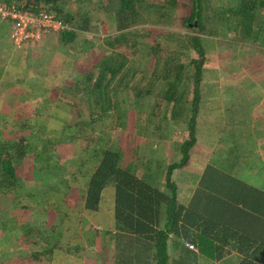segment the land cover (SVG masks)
<instances>
[{
	"label": "trees",
	"instance_id": "1",
	"mask_svg": "<svg viewBox=\"0 0 264 264\" xmlns=\"http://www.w3.org/2000/svg\"><path fill=\"white\" fill-rule=\"evenodd\" d=\"M0 2L37 13L53 11L67 23L69 27L54 34L57 46L67 52L65 66L75 74L70 88L60 92L65 106L22 121L21 131L19 120L0 129L3 264H16L24 257V264H207L229 258H236L237 264H264V185L245 173V168L256 173L252 166L261 165L256 158L261 153L246 147L243 140L249 142L246 137L252 136L247 131L252 119L264 114V98L250 102L241 92L253 87L244 84L246 76L264 79V0ZM6 19L7 25H13L12 16ZM97 21L106 22L110 32H93ZM205 35H218L232 47H247L239 60L238 53L235 58L246 71L227 70L233 76L226 125L188 202H183L174 172L189 160L197 139L208 60ZM34 46L37 54L43 51ZM40 61L34 66L41 67ZM50 73L23 64L22 71L17 66L9 74V85L24 88L27 94H42V108H53L60 100L50 93L53 87L46 77ZM252 104L249 111L246 106ZM6 116L11 120L15 115ZM234 120L243 126H236ZM43 121L58 127L36 129ZM117 126L123 129V140L129 127L136 133L145 127L155 130L159 139L167 138L170 145L180 140L175 132L188 130L189 136L176 147L180 157L171 154L167 159L162 185L153 181L152 159L142 154L145 141L132 149L134 160H125L126 142L114 148L106 139L101 141L110 130L106 127ZM58 145L69 147L67 157L75 161L70 165L71 177L63 180L68 189L45 191L49 179L27 185L22 160L33 165L40 157H60L54 153L61 152ZM147 149L151 152V145ZM256 169L264 176L261 166ZM39 184L43 188H36ZM31 205H39L49 214L48 220L38 223L36 214L27 218L26 208ZM55 211L60 213L57 222ZM101 214L108 221H100ZM79 223L83 234L74 232ZM17 234H22L19 245ZM88 242L92 246L79 253Z\"/></svg>",
	"mask_w": 264,
	"mask_h": 264
},
{
	"label": "rangeland",
	"instance_id": "2",
	"mask_svg": "<svg viewBox=\"0 0 264 264\" xmlns=\"http://www.w3.org/2000/svg\"><path fill=\"white\" fill-rule=\"evenodd\" d=\"M95 23L98 25V27L93 32H95L97 34H106L107 32H110L108 30V25L106 22L100 23V21L99 22L97 21ZM167 23H169V22H167ZM175 27H176L175 29H177V28L179 29L178 26H175ZM180 29L184 30L186 28L180 27ZM48 35H51V34H48ZM10 36H11V34H10ZM205 37H206V39H208L209 37L216 38V40L218 42V46L216 47L217 49L209 47L208 52H210L211 54L215 53L211 56V58H209L210 60H215L217 58L218 62H219L220 69H219L218 77L220 80H222V89H223L222 99L224 101L223 102L224 108L222 109V118H220L218 111L216 110L215 106H213L214 102L212 101L211 98L206 97V95L204 93L205 91H211L213 89L212 85L207 86L208 85L207 82L210 83V81H211V75L210 74L205 75L203 82H202L204 92H202V95H201L200 110H199V114H198V120L196 121V126H195L197 139H196V142L194 143L193 148H192L194 150V148L197 147L193 151V153H194L193 155L195 157L190 156V158L186 162V164H183V166H181L180 168H176V170L174 172V177H175L177 184H178V197L180 200H184V199L186 200L190 195L184 191L189 192L188 187L190 188V185L192 184V179L190 178L192 176V173L201 174V172L205 168L206 164L212 158L211 154L213 152L212 153L210 152V154H207L208 153L207 149H203V148L204 147L210 148V150L216 149V147L218 145V139L216 137V139H217L216 140L215 136L213 137V134H212L213 130H214V132H218L219 136H221L223 130L221 131L220 128L222 126L224 127L226 125L227 120H226V116H225V107H226V102L232 96V93H231L232 90L230 89L229 85L232 83L231 77L233 76L232 74H227V70H230V68L231 69L237 68L236 70L246 71V68L241 64V62L237 61L235 58H237L236 56L238 53L237 59L239 60L241 58L239 55L240 51L242 53V50H246L247 47L242 45V47L236 48L233 45V47H234V51H233V47L230 46L229 44L225 43L224 41H221V39L218 35H205ZM42 39H43L42 36L40 38H38L39 41H41ZM35 40L36 39H34V40L27 39L20 46L17 45L14 41L13 42L17 45L18 48L25 49L24 46L27 45V44H24L25 42L31 41V44L34 45V44H36ZM0 49H1V46H0ZM216 53H218V57H217ZM233 53H235V54L233 55ZM232 56H235V57H232ZM58 57L60 60L62 59L61 56L57 55V57H55L51 61L52 62L51 66H54L57 63ZM43 64L49 65L50 62H45ZM246 77L247 78H245L243 81L244 84H248V85L253 86L254 90H252L253 87H251V89L248 88L247 91L241 90V92L242 91L244 92L245 99L247 98L250 102L255 101L257 99H260V101H261L264 98V79L252 78L249 75ZM248 85H245V87H247ZM261 92H262V94H260ZM235 93H237V90L233 94H235ZM254 105L252 104L251 106H246V107H248V109H250L249 111H253ZM206 108H207V110H206ZM28 110H30V107ZM27 117H28V115L26 114V110H24V109H22V113L17 114V118H19V120H22V121H26ZM233 122L235 123V120ZM235 125L239 126L240 124L237 125L235 123ZM242 126L243 125H240V127H242ZM184 127L186 128V126H184ZM100 128H102L101 125L98 127V129H99L98 133L102 132V131H100ZM103 128H105V127H103ZM106 128H109L110 130H106L105 133L102 134L101 141L103 139H106L108 141V144L114 148H119L120 143L126 142L125 147H127L126 155L128 158H126L125 160H131V159L134 160L135 159V157H133L134 155H136L135 150H132V149H134L135 145H137L136 143H138V142L144 143V141H145L147 144V147H149V145H151V152H148L149 149H147V147H146V149H142V154L144 157L152 159V161L154 163V165H152L153 178H154L153 181H155V183L159 184V185H162L164 182V179H165L164 174H165V169L167 166L166 164H167L168 157L171 154L172 155L174 154V155H176V158H179L181 153L178 151V149H176V147L178 145H180V141L184 137L189 136L188 130H186V131L179 130V132H175V135H177L180 140H177L175 143L170 145V143H172V142H168V141L165 142V140L167 138H164L163 140L159 139V137H158L159 134H157V132L151 128L143 127L142 133H136L133 131V129L131 127H129V129L127 130V131H129V133H128L127 137H125V139H124L125 141H124L123 140V135H124L123 129L120 126L112 127V128L106 127ZM247 131L250 132L252 136L246 137L247 139H250L249 142L246 139H243L245 141L244 145L246 147L253 146L256 151L258 150L261 153V157H256V158H259L261 160V165L258 164L255 167V165H256L255 164L252 166L256 173L250 171L249 169L246 170L247 168H245V173L252 174V175H250L251 178L256 179L258 181V183L264 185V176H259V173L261 174L262 171L259 169H256L258 166H261V169L264 171V139H263L264 138V114L259 115V116H255L254 119H252L251 126L248 127ZM135 134H137V136ZM99 136H100V134H99ZM134 137H135V139H134ZM141 139H143V140H141ZM214 139L216 140V143L213 146L211 143H213ZM169 141H171V140H169ZM58 147H60V151H63L65 149V147L63 145H58ZM61 148H63V149H61ZM66 149L70 150L69 147H67ZM136 158H139V157H136ZM158 160H160L162 162V166H159L160 162H158ZM261 182H263V183H261ZM183 189H184V191H183ZM112 209L113 208L111 205L110 210H112ZM58 214L60 215V213L55 214V216H54L55 219L58 216ZM104 215L105 214L99 215L100 221H108V218L104 217ZM41 219H42L41 223H44L46 221L45 217H43ZM209 260H211V259H209ZM16 262L17 263H26L27 261H23V260L19 259V260H16ZM0 264H3L2 259L0 260ZM28 264H31V263L28 262ZM207 264H237V260H236V258H229V259H223V260H219V261H208Z\"/></svg>",
	"mask_w": 264,
	"mask_h": 264
},
{
	"label": "crops",
	"instance_id": "3",
	"mask_svg": "<svg viewBox=\"0 0 264 264\" xmlns=\"http://www.w3.org/2000/svg\"><path fill=\"white\" fill-rule=\"evenodd\" d=\"M7 22L9 21L7 19L4 20V16H0V27L2 26V32L0 31L1 32L0 34V46H1V49H0V82H2V85H0V106L2 107V109L0 108V112H2V116L0 118V124H1L0 129L1 130L6 129L9 126L11 121L13 122L18 121L19 118H17V114L22 113V109L26 110V114L28 115L26 121H28V119H30L31 117H36V115H45L47 113H51L54 108L59 110L60 107L62 108L63 106H65L66 105L65 99L64 100L61 99V97L63 96L60 94V92L70 88L69 81H72L75 76L73 69L71 70V66L69 65L65 66L66 58H68L66 57L67 52H65L64 50L60 49V47L57 46L58 45L57 35L54 34L55 32L46 33L45 35H42L43 39L41 41H37L40 43L34 44V45L41 46V49H43V51L40 54H37L36 53L37 47L31 43H28L26 46H24L25 49L17 47V45L13 42L10 36L12 25L10 23L9 25H7ZM48 34H51V35H48ZM46 38L49 40L48 42H46L47 41ZM205 44H206L207 49L209 47L217 49L216 47L218 46V42L216 38H211V37L205 40ZM30 46H33V47H30ZM213 54L208 52V60L205 64L206 66H205V71H204V75H207V74L211 75V81L210 83L207 82L208 84L207 86L212 85L213 89L211 91H205V92L203 90V92L205 93L206 97H209L212 99V101L214 102L213 106H215L216 110L218 111L220 115V118H222V109L224 108L223 106L224 101L222 99V96H223L222 80H220L218 77L219 69H220L218 59L217 58L215 60L209 59L211 58ZM216 54L218 57V53ZM57 55L61 56L62 59L60 60L58 57L57 63L54 66H51V63H52L51 61L55 57H57ZM36 60H41L40 61L41 67L34 66V63ZM45 62H50V64L49 65L43 64ZM23 64L24 65L26 64L27 66L30 65L32 66V68L37 69V70L47 69L48 71H51V73L46 76L49 80V83H51L50 85H52L53 87L50 93H52L55 96L54 100L56 101L60 100V103L54 104L53 108L44 109L42 108L43 97H44L42 94L40 95L27 94L24 88L13 87L9 85V81L11 80L10 79L11 75L9 74L12 71H14L17 68V66H19L20 71H22ZM29 107H30V110H28ZM8 114H14L15 116L14 118L12 117L11 120H8V117L6 116ZM19 121L20 122L18 123L17 129L21 131L24 128L22 127L23 125L22 120H19ZM26 121H23V122H26ZM44 122L45 121H43L41 125H39L36 122L38 124V126L35 125L36 129L42 125H45L47 129L58 127V126H53V123H54L53 121H46L45 123ZM222 128L223 126L220 128V130H222ZM212 134H213V137L215 136V139L216 137L218 138V135H219L218 132H214L213 130ZM215 139L213 143H211L213 146L217 140ZM196 148H194V150ZM203 149H207V152H208L207 154H210V152L211 153L213 152V149L210 150V148L204 147ZM194 150L193 149L191 150V153H190L191 157H195L193 155ZM54 153L55 155H58L60 157H40L39 159L33 160V165L31 164V162L26 164L25 161L22 160V163L24 162L23 165L25 166L24 167V177H25V181L27 185H35L34 183L41 179H49L47 185L44 187L45 191L50 190L52 192L55 189H59L58 193H63L62 191H66V189H68L66 185L63 183V180L64 179L66 180L71 177L72 167L70 165L74 164L75 162L74 158L67 157L68 156L67 153H70V152L66 148L61 152L56 151ZM56 159H59L58 165H56V163L54 164V161ZM64 160H67V162H65ZM29 164H31L32 166ZM53 172H58L59 176L53 177L51 175V173ZM199 175L200 174L198 173H192V176L190 177L192 179V184L190 185L191 189L188 187L189 192L184 191L183 189L184 192L190 195L186 200L185 199L182 200L183 202H188L192 192L195 189V185H196ZM50 176H52L53 178L50 179ZM81 177L83 180V176ZM80 182H78L77 184H79ZM39 187H42V186L39 184L36 188H39ZM73 187H74V194L77 192L76 195L79 196V193L81 192H79L75 186ZM37 206L39 205H31L27 207L26 209L28 211V214L26 213V215L27 216L29 215L28 218H30L34 216V214H36L37 215L36 219L38 218L36 221L38 223L39 222L41 223L42 221L41 218L43 217H45L47 221L49 214L42 212L41 210H39V207ZM55 212L59 213L58 211H55ZM59 217L57 216V218ZM57 218L55 219L54 217L53 221L54 220L56 222L59 221V219ZM74 232H77V233L82 232L83 234L81 223H79V228L77 230H74ZM21 236L22 234H17L18 245L20 244L19 241H21ZM24 243L27 244L26 240ZM91 246L92 244L88 242L86 247L79 248V253H82L83 249L86 250L87 248ZM22 260L26 261V257H24ZM86 260H87V257L86 258L84 257V262ZM21 264H24V263H21Z\"/></svg>",
	"mask_w": 264,
	"mask_h": 264
},
{
	"label": "built area",
	"instance_id": "4",
	"mask_svg": "<svg viewBox=\"0 0 264 264\" xmlns=\"http://www.w3.org/2000/svg\"><path fill=\"white\" fill-rule=\"evenodd\" d=\"M0 15L4 17L10 15L15 19L11 37L19 46L27 39L37 40L46 33L58 32L69 27L53 11L41 10L37 13L28 9L10 8L4 2H0Z\"/></svg>",
	"mask_w": 264,
	"mask_h": 264
}]
</instances>
